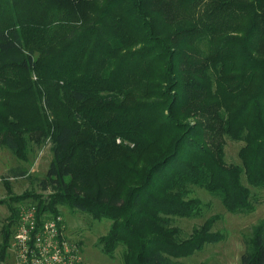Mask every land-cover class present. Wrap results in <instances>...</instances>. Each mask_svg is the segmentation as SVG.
I'll return each mask as SVG.
<instances>
[{
    "label": "trees",
    "instance_id": "1",
    "mask_svg": "<svg viewBox=\"0 0 264 264\" xmlns=\"http://www.w3.org/2000/svg\"><path fill=\"white\" fill-rule=\"evenodd\" d=\"M228 139L243 144L239 164ZM48 141L39 186L53 192L14 197L0 264L26 200L39 221L60 205L110 220L96 246L111 258L124 246L123 264L223 241L216 217L188 237L173 220L201 216L192 187L233 214L262 202L264 0H0V148L28 161ZM246 245L242 264H264L263 221Z\"/></svg>",
    "mask_w": 264,
    "mask_h": 264
},
{
    "label": "rangeland",
    "instance_id": "2",
    "mask_svg": "<svg viewBox=\"0 0 264 264\" xmlns=\"http://www.w3.org/2000/svg\"><path fill=\"white\" fill-rule=\"evenodd\" d=\"M242 143L227 140L225 148L226 161L229 164H239L238 153ZM53 160L51 142L44 146L31 145L28 161L18 159L6 149L0 148V229L9 216L10 207L14 204L13 199L22 194L42 195L46 198L52 189L43 191L39 182L43 179ZM23 169L29 175L20 178H10L7 184L5 177L11 169ZM190 197L198 198L204 204L201 216L197 218H174L173 225L179 227L183 237H188L192 231L202 226L207 220L216 217L214 230L225 235V239L216 244H209L202 251L194 255L175 260V264H242V255L245 253L246 242L251 238L253 228L264 222V191L253 192L261 199L256 211L249 215L233 214L226 210L221 200L211 195L207 190L200 187H192ZM66 221L68 235L73 240L82 243L81 253L84 264H123L124 246H120L114 258L105 255L96 246L97 240L108 233L111 221L94 220L88 214L80 211L72 212L65 206H59ZM1 241V238H0ZM10 256L12 253L10 252Z\"/></svg>",
    "mask_w": 264,
    "mask_h": 264
},
{
    "label": "built area",
    "instance_id": "3",
    "mask_svg": "<svg viewBox=\"0 0 264 264\" xmlns=\"http://www.w3.org/2000/svg\"><path fill=\"white\" fill-rule=\"evenodd\" d=\"M78 243L68 235L62 215L39 221L37 203L26 200L19 205L8 256L2 264H84Z\"/></svg>",
    "mask_w": 264,
    "mask_h": 264
}]
</instances>
